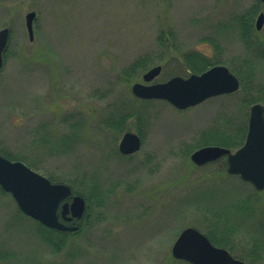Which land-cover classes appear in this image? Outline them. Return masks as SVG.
I'll use <instances>...</instances> for the list:
<instances>
[{
	"label": "rangeland",
	"instance_id": "374dc122",
	"mask_svg": "<svg viewBox=\"0 0 264 264\" xmlns=\"http://www.w3.org/2000/svg\"><path fill=\"white\" fill-rule=\"evenodd\" d=\"M251 7L254 28L264 0H0V28H8L0 148L38 172L72 180L78 189L95 181L101 191L100 203L91 200L92 213L57 252L38 239L30 217L15 214L12 196L0 192V247L9 252L3 263L187 264L171 255V244L186 226L202 230L206 210L228 211L233 252L248 255L249 238L264 235V188L227 173L224 155L199 165L189 158L203 131L247 124L244 89L182 109L134 96L144 120L141 146L130 156L117 149L123 131L102 120L133 96L131 84L152 65H161L154 82L188 75L178 60L190 50L230 70L252 58L238 27ZM28 11L35 12L32 39ZM163 32L172 38L169 47L157 41ZM251 39L264 45V22ZM145 54L148 64L126 80L121 72ZM256 71L264 81V58ZM124 127L137 132L135 117ZM239 201H249L248 208Z\"/></svg>",
	"mask_w": 264,
	"mask_h": 264
},
{
	"label": "water",
	"instance_id": "95a60500",
	"mask_svg": "<svg viewBox=\"0 0 264 264\" xmlns=\"http://www.w3.org/2000/svg\"><path fill=\"white\" fill-rule=\"evenodd\" d=\"M35 12L25 14L28 38H33L32 21ZM264 13L259 12L255 28L260 29ZM8 40V28H0V68L3 64V50ZM159 64L149 67L141 75L142 81L131 84L130 90L139 98L164 99L176 108L194 105L207 97L235 91L238 78L224 64H213L199 73L183 77L173 75L165 81L150 83L158 74ZM140 137L134 131H125L119 139L118 150L131 153L140 146ZM226 155V171L249 181L255 189L264 187V104L250 105L247 129L243 143L231 151L229 148L206 144L195 148L189 154L190 160L199 165ZM0 187L9 192L19 209L42 224L61 230H74L77 225H67L59 220L57 212L60 202L70 194L66 183L52 182L45 175L35 171L20 160H11L0 154ZM85 208L84 199L73 195L71 200L61 203L60 213L64 219L81 217ZM69 213V215H66ZM174 258L192 264H246L232 256L224 247L214 245L208 237L193 226L179 231L170 247Z\"/></svg>",
	"mask_w": 264,
	"mask_h": 264
},
{
	"label": "trees",
	"instance_id": "16d2710c",
	"mask_svg": "<svg viewBox=\"0 0 264 264\" xmlns=\"http://www.w3.org/2000/svg\"><path fill=\"white\" fill-rule=\"evenodd\" d=\"M255 8L251 7L248 9L246 14L239 18V34L240 38L243 39V42L245 45L248 46V49L251 50L252 58H244L237 64V66L232 69L231 71L234 72L237 77L240 80V89H244L246 91V96L241 98V101L243 104L250 105L253 102L260 101L264 103V81H260L257 79V69H258V63L262 61L264 58V45H262L263 41H256L255 39H251L254 33L257 31L253 28V22L252 18L255 13ZM162 35H159L157 37V41L160 44H164L167 41V47L171 46L173 44L172 38L168 41L165 38L166 33H161ZM251 39V40H250ZM170 52V51H168ZM3 58H6V49L3 52ZM148 56L142 55L135 59L132 63H130L125 69L121 72V75L126 79L129 80L131 75H133L136 72V69H142L145 68V66L148 64ZM183 64V68L186 70V72H200L206 67H208L211 64L217 63L220 60L214 59L213 62H209L204 58V54L200 51H187L181 54V57L179 60ZM238 62V61H237ZM134 101V96L131 98L124 97L120 101V105L114 109L113 111H110L105 118L102 120L103 124L111 127L112 129H115L116 131H124L125 130V122L130 116H134L137 122V127L135 128L137 130V133L142 135L141 131V124L143 123V115L140 111H135L134 106L131 104ZM69 115V114H68ZM71 116V114L69 115ZM72 126L79 123L77 120H74L72 122H69ZM246 125L244 122H235L233 126V130L228 132L226 129L218 128L216 125L210 127L208 130L203 131L199 140L197 141V146L203 145V144H220L229 148H235L238 147L245 135ZM3 152L6 154L12 156V159H18L16 156H13L11 152L8 149L0 148ZM3 155V154H2ZM51 181H57V182H66L70 184L72 190L79 195H81L86 203L87 207L85 209V213L91 214L92 213V204L91 200H94L96 204H99L100 200L98 199V196L100 195L101 191L98 189L96 182L91 181L89 184H85L81 187V189L76 188L75 184H73L72 180H64V179H58L57 177L46 174L43 172ZM81 177H84L83 175ZM0 192L5 193L0 188ZM249 201L247 203H242L241 201L238 202L239 206H246L245 209H247L249 205ZM17 206V205H16ZM208 215H205L203 217V229L202 231L207 235V237L213 242L214 244L221 245L229 249L230 252L234 253V244L236 242V238L234 235L236 230L234 225L229 224L228 222V216L227 212L225 210L220 211H212V210H206ZM15 214L17 215H24L19 208L17 207ZM25 216V215H24ZM36 224L37 227L35 228V232L37 234L38 239L44 243L45 245H48L50 247V252H57L60 251L67 238V231L58 230L55 228L47 227L43 225L42 223L38 222L37 220L32 219ZM86 218L83 217L80 220H78L79 228L78 230L83 226L85 223ZM233 237V238H232ZM251 240L249 245V251L248 255H244L243 253H240V258H244L249 260L248 262L250 264H257L258 261H261L264 259V239H259L257 236H253L249 238ZM249 241V240H248ZM259 241V242H258ZM263 242V243H262ZM9 256V252L3 248L0 247V264H12V263H3L5 262L6 258ZM185 262V261H183ZM187 263V262H185ZM189 264V263H187Z\"/></svg>",
	"mask_w": 264,
	"mask_h": 264
},
{
	"label": "bare ground",
	"instance_id": "6f19581e",
	"mask_svg": "<svg viewBox=\"0 0 264 264\" xmlns=\"http://www.w3.org/2000/svg\"><path fill=\"white\" fill-rule=\"evenodd\" d=\"M203 71V70H202ZM201 72V71H200ZM193 73H197V72H193ZM238 81H239V84H240V80H239V78H238ZM246 129H247V126H246ZM125 131H128V130H125ZM125 131H123L122 132V134L125 132ZM245 133H246V130H245ZM122 134H121V136H122ZM139 135V137H140V141L142 142V138H141V136L142 135H140V134H138ZM120 136V137H121ZM244 138H245V135H244ZM243 141H244V139H243ZM243 141H242V143H243ZM241 143V144H242ZM240 144V145H241ZM218 145V144H217ZM239 145V146H240ZM140 146H141V143H140ZM140 146H139V148H140ZM221 146H223V145H221ZM238 146V147H239ZM224 147H226V146H224ZM238 147H235V148H238ZM138 148V149H139ZM227 148H229V147H227ZM137 149V150H138ZM229 174H232V173H229ZM52 182H57V181H52ZM62 183H66V182H62ZM69 187H70V194H69V196H73V195H79L78 193H76V192H74L73 190H72V188H71V186H70V184H68V183H66ZM81 218H76V217H72L71 219H69V220H75V222H73V223H71V224H69V225H77V227H76V229H74V231H67V232H77L78 231V228H79V224H78V220H80ZM44 225V224H43ZM254 236V235H253ZM257 237H263L264 238V235H262V236H257ZM259 242V241H258ZM171 253V252H170ZM230 254L232 255V256H234L235 258H238V259H241V260H243L242 258H239L238 256H236L234 253H232V252H230ZM175 259H177V258H175ZM178 260H182V259H178ZM182 261H185V260H182ZM244 261V260H243ZM185 262H187V261H185ZM245 262V261H244ZM187 263H189V262H187ZM246 263V262H245ZM189 264H192V263H189Z\"/></svg>",
	"mask_w": 264,
	"mask_h": 264
},
{
	"label": "flooded vegetation",
	"instance_id": "af4514ba",
	"mask_svg": "<svg viewBox=\"0 0 264 264\" xmlns=\"http://www.w3.org/2000/svg\"><path fill=\"white\" fill-rule=\"evenodd\" d=\"M141 138H142V136H141ZM133 153H129V154H122V153H120V155L121 156H130V155H132ZM70 199V198H69ZM58 210H60V208L58 207ZM60 220H64L63 218H62V216L60 215ZM65 222L67 223V224H71V223H73V222H75V220H65Z\"/></svg>",
	"mask_w": 264,
	"mask_h": 264
}]
</instances>
